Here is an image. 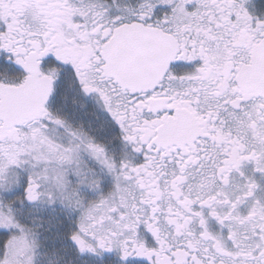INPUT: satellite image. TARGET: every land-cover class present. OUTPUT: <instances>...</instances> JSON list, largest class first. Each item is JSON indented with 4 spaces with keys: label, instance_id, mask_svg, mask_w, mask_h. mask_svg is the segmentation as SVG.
Listing matches in <instances>:
<instances>
[{
    "label": "snow or ice",
    "instance_id": "6c2138e0",
    "mask_svg": "<svg viewBox=\"0 0 264 264\" xmlns=\"http://www.w3.org/2000/svg\"><path fill=\"white\" fill-rule=\"evenodd\" d=\"M0 264H264V0H0Z\"/></svg>",
    "mask_w": 264,
    "mask_h": 264
}]
</instances>
